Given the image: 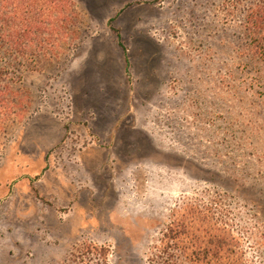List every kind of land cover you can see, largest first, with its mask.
<instances>
[{
  "label": "rangeland",
  "instance_id": "rangeland-1",
  "mask_svg": "<svg viewBox=\"0 0 264 264\" xmlns=\"http://www.w3.org/2000/svg\"><path fill=\"white\" fill-rule=\"evenodd\" d=\"M254 1L77 0L52 56L0 54V264H149L189 203L226 226L231 258L264 264Z\"/></svg>",
  "mask_w": 264,
  "mask_h": 264
},
{
  "label": "trees",
  "instance_id": "trees-1",
  "mask_svg": "<svg viewBox=\"0 0 264 264\" xmlns=\"http://www.w3.org/2000/svg\"><path fill=\"white\" fill-rule=\"evenodd\" d=\"M77 0H0V54L12 61L34 62L52 56L70 42L77 22ZM246 55L264 63V0L248 2L244 13ZM0 70V83L4 81ZM8 89L0 85V114ZM185 204L164 230L149 264H239L231 258L232 239L214 211ZM105 248L86 247V254L105 258Z\"/></svg>",
  "mask_w": 264,
  "mask_h": 264
}]
</instances>
